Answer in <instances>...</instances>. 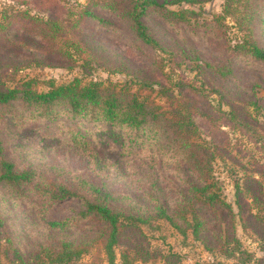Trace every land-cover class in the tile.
Returning a JSON list of instances; mask_svg holds the SVG:
<instances>
[{
    "label": "trees",
    "instance_id": "obj_1",
    "mask_svg": "<svg viewBox=\"0 0 264 264\" xmlns=\"http://www.w3.org/2000/svg\"><path fill=\"white\" fill-rule=\"evenodd\" d=\"M102 1L104 8L121 18L139 41L160 51L169 45L163 44L147 24L151 15L174 28L188 22L187 13L197 15L186 9L176 12L168 8L180 0ZM226 1L225 13H229L231 2L236 1L248 17L247 21L254 23L257 19L260 23L259 39L251 36L234 50L236 58L243 55L261 66L263 76L253 79V92H247L244 98L249 105L259 107L264 96L254 89L259 87L264 91V44L259 42L264 36V0ZM99 4L94 1L90 6ZM90 6L81 10L79 19L69 21L57 16L44 20L28 9L11 12L0 9V36L10 35L15 22L26 23L24 35L31 34L24 37V44H18L15 54L0 59V71L18 72L39 62L51 65L47 61L54 57L74 63L73 57L83 54L90 44L86 40L82 49V42L73 40L68 29L77 28L89 17L104 22ZM219 18L223 20L224 17ZM232 61L229 59L218 66L221 71L218 75L222 78L220 85L224 89H230L233 79ZM207 66L214 68L211 64ZM3 76L6 77L0 73V200L28 206L36 229L32 250L24 255L15 249L13 264H80L83 256L90 254L93 248L101 250L107 264H117L116 248L120 245H124L121 264H132L136 259L134 254L140 253V241L144 237L142 228L152 226L151 223L159 219L167 221L183 235L191 232L212 253L220 252L244 264L253 259L242 249L235 233V217L245 214L240 210L235 214L225 202L222 187L214 177V150L202 137L196 109L183 100L180 93L170 92L163 85L157 90L155 82L145 78L122 83H84L76 78L56 84L50 80L45 82L47 90L39 91L35 88L36 80L10 87L3 82ZM219 89L213 88L212 92L219 95L221 105L226 104L230 109L223 114L231 121L239 120L244 129L250 127L247 120L240 118L239 108L226 102V94ZM158 97L165 98L163 103ZM61 120L76 122V125L62 126L70 129L71 141L67 146L81 152L96 174L101 175L105 169L104 157L99 144L87 140L78 131L81 121L92 124L99 131L103 140L101 146L116 153V163L140 160L132 172L139 181L138 199L126 193L113 194L104 186L91 183L80 174L73 175L62 167L25 164L22 156L26 145L24 126L32 121H45L51 123L52 128L60 126ZM257 128L264 132V123H259ZM258 173L264 177L263 171ZM253 181L258 182V179L253 177ZM251 196L254 202L260 203L257 196ZM71 201L79 205L73 214L55 218L53 210ZM4 227L5 218L0 211V229ZM123 239L129 240V244H124ZM1 250L0 242V264Z\"/></svg>",
    "mask_w": 264,
    "mask_h": 264
},
{
    "label": "rangeland",
    "instance_id": "obj_2",
    "mask_svg": "<svg viewBox=\"0 0 264 264\" xmlns=\"http://www.w3.org/2000/svg\"><path fill=\"white\" fill-rule=\"evenodd\" d=\"M94 1L100 4L90 6ZM226 3V0H180L168 5L176 12L186 9L197 14L193 16L187 13L188 22L175 28L151 15L147 24L155 30L163 44L169 45L160 51L139 41L121 18L104 8L102 0H0V9L7 12L28 9L44 20L49 16L67 21L79 19L81 10L86 6L104 19L100 23L91 17L84 18L77 28L68 29L73 40L82 42V49L86 40L90 44L88 52L86 50L73 57L74 63L54 57L47 61L51 65L39 62L18 72L2 70L0 73L6 76H3V82L7 86L14 87L27 80H36L35 88L39 91L47 90L45 82L50 80L56 84L68 83L76 78L84 83H122L129 79L145 78L153 80L157 90L163 85L170 92L180 93L183 100L196 109L202 137L214 150V177L222 187L225 202L235 214L238 210L245 214L240 217L243 221L239 216L235 217V233L242 249L253 256L248 264H264V177L258 173L264 172V132L257 128L259 123H264V102H259V107H255L244 100L246 95L253 92V79L263 76V72L257 61L243 55L236 58L234 51L238 44H244L251 36L259 39L260 23L257 19L255 24L247 21L248 17L236 1L231 2L229 13H225ZM222 16L224 18L220 20ZM26 25L15 22L10 35L0 36V59L15 54L18 44H24V37L31 36L30 33L24 35ZM259 42L264 44V36ZM229 59L234 60V74L229 83L230 89H224L220 85L222 78L218 75L221 73L218 66ZM213 88L224 91L225 101L239 108L240 118L247 120L250 127L244 129L239 120L231 121L223 114L230 109L226 104L221 105L222 101L219 95L212 92ZM254 91L264 96V91H260L259 87H255ZM157 100L163 103L165 98L158 97ZM60 122V126L52 123V128L51 123L45 121H32L24 126L22 132L26 134V145L22 156L25 164L62 167L73 175L80 174L91 183L104 186L113 194L126 193L138 199L139 181L132 174L135 164L140 162L138 158L136 161L129 159L116 163V153L105 145L101 146L103 140L99 131L92 124L81 121L77 125L78 131L87 140L99 144L104 157L102 165L105 169L101 175L96 174L81 152L67 146V142L71 141L70 129L62 126L68 127L70 123L76 125V122ZM253 177L258 182H254ZM252 194L258 197L260 203L252 200ZM142 200L140 198V202ZM78 207L76 202H65L53 210V215L55 218L69 216ZM0 211L5 218V227L0 229L1 260L2 264H13L15 249L28 255L27 252L36 242L35 224L31 222L33 214L28 206H17L1 200ZM151 225L142 228L144 237L140 241V253L134 254L136 259L132 264H168L167 260L169 264H244L237 258L206 250L191 232L183 235L165 220H154ZM122 242L129 244L127 239ZM123 249L124 245L116 248L117 264H121ZM80 264L107 262L101 250L93 248L90 254L83 256Z\"/></svg>",
    "mask_w": 264,
    "mask_h": 264
}]
</instances>
